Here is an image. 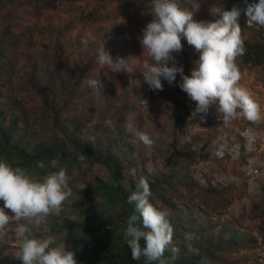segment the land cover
Segmentation results:
<instances>
[{
    "label": "rangeland",
    "instance_id": "1",
    "mask_svg": "<svg viewBox=\"0 0 264 264\" xmlns=\"http://www.w3.org/2000/svg\"><path fill=\"white\" fill-rule=\"evenodd\" d=\"M232 1L179 3L196 12L194 19L208 21L211 9L230 10ZM151 13V0H4L0 161L37 180L66 170L72 195L59 216L33 231L54 236L77 264H144L132 260L122 231L127 208L143 230L135 202L128 203L141 176L150 185V203L169 213L180 249L174 264H264V67L236 58L240 85L260 105L259 122L240 117L225 125L216 105L196 113L180 74L172 84L161 78L162 91L144 79L145 60L154 61L139 37ZM239 24L244 44L264 46L263 29L248 27L244 18ZM11 41L19 43L16 49ZM181 42L173 55L191 76L199 54ZM103 44L114 61L129 58L132 70L100 64ZM92 79L101 84L98 92L89 87ZM136 131L153 143L146 146ZM246 164L258 168L256 179L243 176ZM15 227L10 222L0 235V264H21L12 256ZM189 233L199 237L191 241L199 255L188 252Z\"/></svg>",
    "mask_w": 264,
    "mask_h": 264
},
{
    "label": "clouds",
    "instance_id": "2",
    "mask_svg": "<svg viewBox=\"0 0 264 264\" xmlns=\"http://www.w3.org/2000/svg\"><path fill=\"white\" fill-rule=\"evenodd\" d=\"M245 3L247 6L243 11L248 27L254 24L264 27V0H258V3L245 0ZM151 7L153 19L139 37L142 52L154 61L145 60L143 64L144 79L149 88L162 91L161 78L172 84L180 74L182 83L179 86L196 102V113H207L216 105L225 125L240 117L259 122L262 119L260 105L239 83L241 73L236 58L246 50L239 24L241 9L216 7L210 10L213 19L198 21L194 19L196 12L181 7L179 0H151ZM193 7L198 9L199 4ZM182 37L199 54L191 76L184 75L183 67L177 66L173 55L181 52ZM98 61L114 72L132 70L129 58L117 57L114 61L104 50V44L99 50ZM88 84L94 91L100 90L101 84L97 80H89ZM141 102L147 105L146 100ZM131 127L129 124L130 130ZM134 135L146 146L153 143L146 132L136 131ZM68 179L63 168L37 180L23 168L0 161V201L3 202L0 235L5 233L10 222L15 221L18 251L12 256L21 264H77L75 253L57 245L54 236L37 237L33 231L46 224L50 215H60L72 195ZM150 196V185L141 176L135 184V191L128 197V203L135 202L143 230L136 225L137 216H130L125 221L126 228L122 229L124 240L134 261L143 259L144 264H174L180 249L173 243L174 228L168 219L169 213L150 203ZM186 239L189 241L188 252L199 255V249L191 243L199 237L189 233ZM166 252L171 253L170 257L165 256Z\"/></svg>",
    "mask_w": 264,
    "mask_h": 264
},
{
    "label": "trees",
    "instance_id": "3",
    "mask_svg": "<svg viewBox=\"0 0 264 264\" xmlns=\"http://www.w3.org/2000/svg\"><path fill=\"white\" fill-rule=\"evenodd\" d=\"M4 0H0V4H3ZM247 3H258V0H247ZM246 3L245 0H234V2L232 1L230 3V5L228 6V9H232L233 7H238L241 9V15L240 18H245L244 16V9L246 8ZM257 27L261 28L264 30V27H261L259 25H256ZM10 47L12 49H16L19 45V43L17 41H11L10 42ZM245 46V52L242 56H238V58L240 59L241 63L244 65H250V66H260V67H264V46H256V45H246ZM233 175L229 176L232 177ZM123 200L125 203H127V196L126 194H124ZM127 219L130 217V210L129 208H127ZM144 241L141 240V244L143 245Z\"/></svg>",
    "mask_w": 264,
    "mask_h": 264
},
{
    "label": "built area",
    "instance_id": "4",
    "mask_svg": "<svg viewBox=\"0 0 264 264\" xmlns=\"http://www.w3.org/2000/svg\"><path fill=\"white\" fill-rule=\"evenodd\" d=\"M262 144L264 146V139L262 140ZM241 171L243 176L249 178L250 180L256 179V177L259 175L258 168L250 164L244 165Z\"/></svg>",
    "mask_w": 264,
    "mask_h": 264
}]
</instances>
